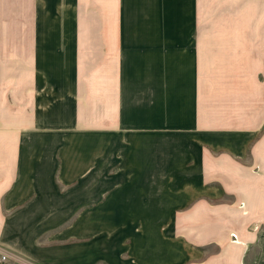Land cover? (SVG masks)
Wrapping results in <instances>:
<instances>
[{
    "label": "crops",
    "instance_id": "obj_1",
    "mask_svg": "<svg viewBox=\"0 0 264 264\" xmlns=\"http://www.w3.org/2000/svg\"><path fill=\"white\" fill-rule=\"evenodd\" d=\"M106 138L184 176L157 264H264V0H0V264H87L54 224Z\"/></svg>",
    "mask_w": 264,
    "mask_h": 264
},
{
    "label": "rangeland",
    "instance_id": "obj_2",
    "mask_svg": "<svg viewBox=\"0 0 264 264\" xmlns=\"http://www.w3.org/2000/svg\"><path fill=\"white\" fill-rule=\"evenodd\" d=\"M106 140L95 159L87 158V189L73 192L79 206L75 202L68 223H55V229H69L72 236L84 231L87 264H157L164 249L190 246L189 225L177 222L190 192L168 189L184 176L150 172L173 166L160 158L156 138H147L149 152L133 158L125 150L110 151Z\"/></svg>",
    "mask_w": 264,
    "mask_h": 264
},
{
    "label": "built area",
    "instance_id": "obj_3",
    "mask_svg": "<svg viewBox=\"0 0 264 264\" xmlns=\"http://www.w3.org/2000/svg\"><path fill=\"white\" fill-rule=\"evenodd\" d=\"M6 258H7V256L6 255H1V262H3V261H5L6 260Z\"/></svg>",
    "mask_w": 264,
    "mask_h": 264
}]
</instances>
